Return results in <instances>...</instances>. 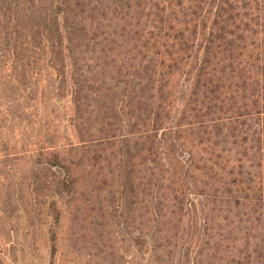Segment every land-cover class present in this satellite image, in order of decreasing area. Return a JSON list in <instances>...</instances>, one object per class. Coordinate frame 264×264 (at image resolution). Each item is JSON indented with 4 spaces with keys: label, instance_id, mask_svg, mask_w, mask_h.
<instances>
[{
    "label": "trees",
    "instance_id": "trees-1",
    "mask_svg": "<svg viewBox=\"0 0 264 264\" xmlns=\"http://www.w3.org/2000/svg\"><path fill=\"white\" fill-rule=\"evenodd\" d=\"M0 94L65 195L73 158L108 152L139 264H264V0H0ZM48 95L73 139L37 133Z\"/></svg>",
    "mask_w": 264,
    "mask_h": 264
},
{
    "label": "rangeland",
    "instance_id": "rangeland-1",
    "mask_svg": "<svg viewBox=\"0 0 264 264\" xmlns=\"http://www.w3.org/2000/svg\"><path fill=\"white\" fill-rule=\"evenodd\" d=\"M44 106L39 136L49 126L73 139L68 98L48 95ZM21 123L18 131L19 121L0 116V264H48L47 234L57 210L54 264H139L141 250L131 239L140 231L142 209L128 185L113 180L115 163L108 152L73 158L79 167L71 198L54 181L56 167L49 170L42 158L23 154L21 144L32 133ZM166 255L163 264H170L172 256Z\"/></svg>",
    "mask_w": 264,
    "mask_h": 264
}]
</instances>
